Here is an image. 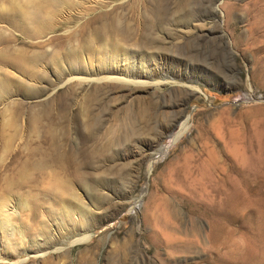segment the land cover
I'll return each mask as SVG.
<instances>
[{"label": "rangeland", "instance_id": "374dc122", "mask_svg": "<svg viewBox=\"0 0 264 264\" xmlns=\"http://www.w3.org/2000/svg\"><path fill=\"white\" fill-rule=\"evenodd\" d=\"M0 202L5 264H264V0H0Z\"/></svg>", "mask_w": 264, "mask_h": 264}, {"label": "bare ground", "instance_id": "6f19581e", "mask_svg": "<svg viewBox=\"0 0 264 264\" xmlns=\"http://www.w3.org/2000/svg\"><path fill=\"white\" fill-rule=\"evenodd\" d=\"M124 74L125 73H122L121 69H119V68H110V69L104 71V73L101 76L109 75L111 77H102V78L97 79V81H103L102 86H105V87L110 86L111 83H118V82H124V83L127 82V85L130 86V85H139L142 81L140 79H144L145 81H147V80H152L154 78V76H152V74H149V73L140 74L137 77L133 76V74H131V73H126L125 75ZM121 79H125V80H121ZM112 86H114V85H112ZM130 90H132V89H130ZM183 91H184V93H187L186 90H183ZM132 92L137 93L136 90H132ZM186 126H187L186 123H181L180 131L182 132ZM172 129H173V127H172ZM172 129H170V130H172ZM181 132L179 134H181ZM178 135H177V137L174 138L175 141L177 140ZM167 150H168V147H162L161 148V151H163L164 153H166ZM187 156H189V155H187ZM187 156H186V158H188ZM208 159H209V157H208ZM187 160L188 159H186V161ZM190 162L191 161L185 163L183 166V169H185V170L190 169V166H189L191 164ZM202 163L204 164L205 162H202ZM226 193H227V195H226L227 198H226L225 202L228 205V207L230 208V186L227 189ZM7 209H8L7 205L3 202H0V264H5V261L9 260L10 257H15L18 254H20V246L23 244V239H24V234H23L22 230L18 226H15L12 224L11 217H10ZM11 238L13 240H15L14 245H16V248H14L15 251L13 254H11V252H9L10 248L12 246L10 244Z\"/></svg>", "mask_w": 264, "mask_h": 264}, {"label": "water", "instance_id": "95a60500", "mask_svg": "<svg viewBox=\"0 0 264 264\" xmlns=\"http://www.w3.org/2000/svg\"><path fill=\"white\" fill-rule=\"evenodd\" d=\"M211 17H215V16H214V14H212V16H211Z\"/></svg>", "mask_w": 264, "mask_h": 264}]
</instances>
